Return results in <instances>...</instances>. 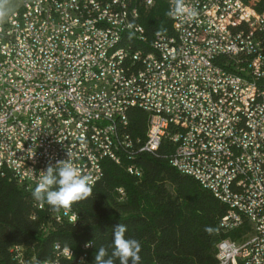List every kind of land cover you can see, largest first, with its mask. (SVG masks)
Returning <instances> with one entry per match:
<instances>
[{
    "label": "built area",
    "instance_id": "built-area-1",
    "mask_svg": "<svg viewBox=\"0 0 264 264\" xmlns=\"http://www.w3.org/2000/svg\"><path fill=\"white\" fill-rule=\"evenodd\" d=\"M153 3L17 0L0 24V173L12 161L16 182L35 188L40 171L68 151L96 183L105 160L124 165L168 142L170 165L226 206L220 230L245 227L239 239L217 243L218 264H264V0H184L195 18L169 17L170 33L157 31L148 42L162 58L124 39L139 30L128 27L122 7L139 19L138 8ZM86 12H95L93 23H85ZM103 23L115 25V35ZM53 107H67L69 115L51 116ZM133 108L148 115L143 140L130 130ZM111 123L120 124L122 143H114ZM95 128L109 141L94 137ZM126 163L130 175H142ZM50 212L47 226L78 216ZM11 253L24 264L21 246Z\"/></svg>",
    "mask_w": 264,
    "mask_h": 264
},
{
    "label": "trees",
    "instance_id": "trees-1",
    "mask_svg": "<svg viewBox=\"0 0 264 264\" xmlns=\"http://www.w3.org/2000/svg\"><path fill=\"white\" fill-rule=\"evenodd\" d=\"M138 12L148 41L132 44L148 50L155 32L170 33L167 0H154L151 7L140 6ZM128 119L132 136L143 140L147 113L133 108ZM172 149L164 142L153 154L139 153L130 160L141 167L140 177L126 171L128 160L124 165L105 160L104 174L93 186L92 196L70 208L78 215L73 224L47 226L50 206L45 203L37 209L31 195L34 188L19 184L4 170L0 173V264H17L11 253L15 245L23 248L24 264L45 259L51 264H81L82 259L84 264H94L96 249L111 245L112 229L120 223L127 226L126 236L141 243L140 264H218L217 243L239 239L245 227L220 230L226 206L170 165L167 155ZM118 188L124 191L122 199ZM206 227L215 232L207 233ZM90 241L93 246L85 248ZM65 247L71 249L69 257L62 252Z\"/></svg>",
    "mask_w": 264,
    "mask_h": 264
},
{
    "label": "clouds",
    "instance_id": "clouds-1",
    "mask_svg": "<svg viewBox=\"0 0 264 264\" xmlns=\"http://www.w3.org/2000/svg\"><path fill=\"white\" fill-rule=\"evenodd\" d=\"M169 17L175 18L187 14L191 18L197 15L195 10H188L184 0H171ZM10 0H0V22L8 15ZM131 38V35L130 37ZM95 181L91 175L83 174L81 169L72 162V154L67 151V159L58 160L54 165L49 163L45 170L40 171L38 183L31 195L38 202H46L51 211L68 210L74 204L87 200L92 196ZM128 229L125 224H118L112 229V243L109 246L101 245L96 249L94 264H140L141 243L133 237L126 236ZM205 231L213 234L215 229L206 227ZM85 248L92 247L88 242ZM56 247H59L57 244ZM71 253V249L65 247ZM39 264H51L45 259ZM81 264H84L83 259Z\"/></svg>",
    "mask_w": 264,
    "mask_h": 264
},
{
    "label": "bare ground",
    "instance_id": "bare-ground-1",
    "mask_svg": "<svg viewBox=\"0 0 264 264\" xmlns=\"http://www.w3.org/2000/svg\"><path fill=\"white\" fill-rule=\"evenodd\" d=\"M127 4H130L128 0H127ZM122 15L124 19H129L128 27L139 30V34L135 32H124V39H127V41H129L130 46L135 50H139L141 54H153L155 58H162V50L160 48H153L150 44H149V49L147 48L148 50L133 46L132 42H135V43L138 42L140 44L145 42V40L140 38V36L145 38L144 29L138 23V18H131L130 6L122 7ZM94 20H95V12H86L84 14L85 23H93ZM104 20H111V13H104ZM103 30L105 32H108V35H115V25H112L111 23H103ZM19 32H26V24H19ZM130 35H131V38H129ZM61 115H69V108L67 107L51 108V116H61ZM85 127L94 128V121L85 120ZM111 134H112L114 143H122L121 127L119 123H111ZM94 137H101V141H109V134L103 133L102 128L94 129ZM4 170L9 171L12 178L16 181V176L14 175L12 161H5ZM64 211H71V210L68 209ZM75 220H76V216L73 217V223L75 222Z\"/></svg>",
    "mask_w": 264,
    "mask_h": 264
},
{
    "label": "rangeland",
    "instance_id": "rangeland-1",
    "mask_svg": "<svg viewBox=\"0 0 264 264\" xmlns=\"http://www.w3.org/2000/svg\"><path fill=\"white\" fill-rule=\"evenodd\" d=\"M16 8H17V0H10V9H9L8 15Z\"/></svg>",
    "mask_w": 264,
    "mask_h": 264
}]
</instances>
